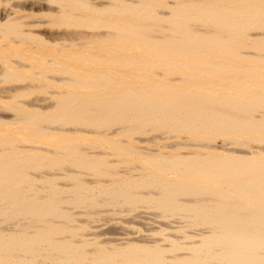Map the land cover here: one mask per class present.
I'll list each match as a JSON object with an SVG mask.
<instances>
[{
	"label": "bare ground",
	"instance_id": "6f19581e",
	"mask_svg": "<svg viewBox=\"0 0 264 264\" xmlns=\"http://www.w3.org/2000/svg\"><path fill=\"white\" fill-rule=\"evenodd\" d=\"M0 264H264V0H0Z\"/></svg>",
	"mask_w": 264,
	"mask_h": 264
},
{
	"label": "rangeland",
	"instance_id": "374dc122",
	"mask_svg": "<svg viewBox=\"0 0 264 264\" xmlns=\"http://www.w3.org/2000/svg\"><path fill=\"white\" fill-rule=\"evenodd\" d=\"M62 26L64 27V25H61V27H62Z\"/></svg>",
	"mask_w": 264,
	"mask_h": 264
}]
</instances>
